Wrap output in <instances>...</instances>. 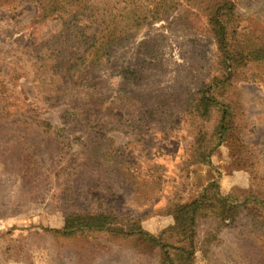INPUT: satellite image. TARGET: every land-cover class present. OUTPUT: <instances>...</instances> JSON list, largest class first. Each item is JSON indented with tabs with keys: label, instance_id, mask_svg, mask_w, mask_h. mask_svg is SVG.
I'll return each instance as SVG.
<instances>
[{
	"label": "rangeland",
	"instance_id": "rangeland-1",
	"mask_svg": "<svg viewBox=\"0 0 264 264\" xmlns=\"http://www.w3.org/2000/svg\"><path fill=\"white\" fill-rule=\"evenodd\" d=\"M156 1L92 3L119 14ZM235 2L242 31L264 30V0ZM36 13L34 1L0 0V264H156L153 250L136 238L111 231L64 238L53 230L74 213L112 211L140 219L145 231L158 234L174 224L170 204L192 201L208 181L217 180L222 195L229 196L251 187L250 170L264 177V84L240 80L245 75L235 77L227 91L239 93L233 125L241 128L253 156L239 159L228 141L212 152L211 165L187 164L193 135L185 102L216 72V45L201 14L180 6L135 30L98 74L96 97L77 91L58 99L53 87L35 80L36 68L41 58L80 36L56 18L35 24ZM128 66L140 70L138 82L123 80L121 69ZM82 108L86 114L79 113ZM154 108L159 110L150 117ZM67 109L78 114L63 115ZM96 114L100 121L85 124ZM24 118L36 122L18 123ZM38 119L62 129V158L54 154L52 130L46 133ZM138 120L134 129L129 123ZM102 141L121 155L127 174L113 169L111 160L88 159V146ZM258 237L241 220L221 231L220 244L207 257L195 252L190 264H249L246 256L258 252Z\"/></svg>",
	"mask_w": 264,
	"mask_h": 264
},
{
	"label": "trees",
	"instance_id": "trees-1",
	"mask_svg": "<svg viewBox=\"0 0 264 264\" xmlns=\"http://www.w3.org/2000/svg\"><path fill=\"white\" fill-rule=\"evenodd\" d=\"M16 1L5 0V3ZM31 1L37 6L35 24L56 18L67 29L74 27L80 36L75 42H65L64 49L41 58L36 68L35 80L43 86L53 87L58 99L74 97L77 91L83 92L89 99L96 97L101 79L98 74L109 64L112 52L135 30L164 20L180 6L194 15L201 14L208 26L207 32L216 45V72L185 102L183 112L187 117L189 132L193 135L187 164L211 165L212 152L228 141L232 142L239 159L249 160L253 156L251 148L240 136L241 128L233 125L239 93L234 89L227 91V88L232 86L235 77L237 81L239 75H245L240 80L264 84V30L252 32L239 28L236 0H157L150 7H130L119 14L113 13L112 8L100 10L92 0ZM66 35H70L68 30ZM120 74L124 81L138 82L141 78L140 70L132 66L122 68ZM165 106L162 104L160 107ZM109 108L112 112L113 107ZM158 110H149L148 115L151 117ZM79 113L86 114V110L82 108ZM72 114L77 115L78 111L67 109L63 112L65 116ZM100 119V115L96 114L85 124L91 126V123ZM34 121L24 118L18 123L31 124ZM141 122L138 120L137 125L133 121L129 124L136 129ZM37 123L45 128L46 133L52 130L50 134L54 136V154L62 158L65 150L62 129L42 119H38ZM92 133L96 139L105 138L99 132ZM86 156L96 161L111 160L113 169H119L122 175L128 173L127 163L121 155L117 151L110 152L103 141L102 144L88 146ZM239 163L245 165L242 161ZM250 171L252 182L248 189H234L229 196H225L217 180H210L192 201L171 203L167 213L172 214L174 224L158 234L145 231L140 219H123L112 211L68 215L63 227L54 229L53 233L64 238H85L90 234L111 231L145 243L153 250L156 264H190L195 252L207 257L220 244L223 229L241 220H248L258 232L259 245L254 257L246 258L249 264H264V185L261 182L264 177Z\"/></svg>",
	"mask_w": 264,
	"mask_h": 264
}]
</instances>
